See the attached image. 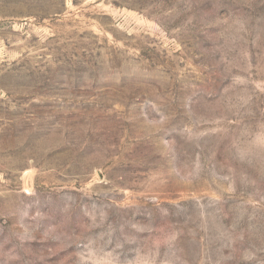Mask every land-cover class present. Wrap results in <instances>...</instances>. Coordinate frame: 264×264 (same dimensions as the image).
Returning a JSON list of instances; mask_svg holds the SVG:
<instances>
[{
    "label": "rangeland",
    "instance_id": "rangeland-1",
    "mask_svg": "<svg viewBox=\"0 0 264 264\" xmlns=\"http://www.w3.org/2000/svg\"><path fill=\"white\" fill-rule=\"evenodd\" d=\"M0 264H264V0H0Z\"/></svg>",
    "mask_w": 264,
    "mask_h": 264
}]
</instances>
